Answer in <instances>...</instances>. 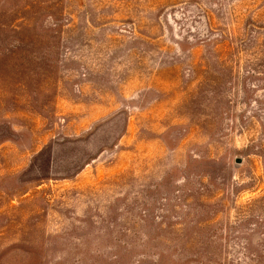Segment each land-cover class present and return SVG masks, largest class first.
Segmentation results:
<instances>
[{
	"label": "rangeland",
	"instance_id": "obj_1",
	"mask_svg": "<svg viewBox=\"0 0 264 264\" xmlns=\"http://www.w3.org/2000/svg\"><path fill=\"white\" fill-rule=\"evenodd\" d=\"M0 264H264V0H0Z\"/></svg>",
	"mask_w": 264,
	"mask_h": 264
}]
</instances>
